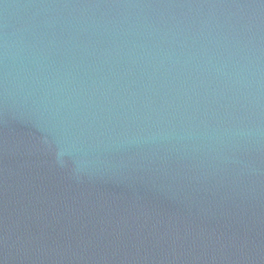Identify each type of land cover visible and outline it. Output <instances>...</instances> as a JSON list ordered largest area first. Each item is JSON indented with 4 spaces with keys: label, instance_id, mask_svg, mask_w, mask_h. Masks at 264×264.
Returning <instances> with one entry per match:
<instances>
[{
    "label": "water",
    "instance_id": "95a60500",
    "mask_svg": "<svg viewBox=\"0 0 264 264\" xmlns=\"http://www.w3.org/2000/svg\"><path fill=\"white\" fill-rule=\"evenodd\" d=\"M0 264H264V0H0Z\"/></svg>",
    "mask_w": 264,
    "mask_h": 264
}]
</instances>
